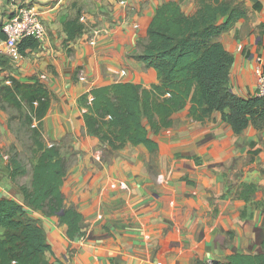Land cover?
Returning <instances> with one entry per match:
<instances>
[{
    "label": "crops",
    "instance_id": "crops-1",
    "mask_svg": "<svg viewBox=\"0 0 264 264\" xmlns=\"http://www.w3.org/2000/svg\"><path fill=\"white\" fill-rule=\"evenodd\" d=\"M169 0H0V24L14 10L34 5L46 27L39 46L10 59L1 75L38 80L50 90L42 138L67 157L61 186L67 205L82 214L83 235L69 238L56 215L28 209L43 226L58 264H202L235 253H259L264 239V126L239 134L215 111L204 122L188 116L152 135L157 149L126 144L112 149L91 135L79 97L115 82L157 83L155 71L136 59L147 42L155 9ZM242 1L247 15L218 37L232 55L228 88L256 95V58L264 57V0ZM193 14L198 0H182ZM80 15L82 33L67 41L63 24ZM222 20V19H221ZM5 56V55H4ZM11 133L0 109V197L23 203L19 186L31 174L9 175ZM253 182L260 205L226 196L227 184ZM251 209L243 218L241 212Z\"/></svg>",
    "mask_w": 264,
    "mask_h": 264
},
{
    "label": "trees",
    "instance_id": "trees-1",
    "mask_svg": "<svg viewBox=\"0 0 264 264\" xmlns=\"http://www.w3.org/2000/svg\"><path fill=\"white\" fill-rule=\"evenodd\" d=\"M182 0L162 2L148 25L147 42L135 58L155 71L158 82L145 88L139 83L115 82L92 88L79 97L85 108L84 124L91 135L112 149L126 144H143L150 151L157 149L152 135L173 124V114L184 109L197 122H204L212 113H221L235 134L249 123L264 126V99L254 95L242 98L228 88L232 55L218 37L247 15L242 1L198 0V8L189 15L181 7ZM222 19V20H221ZM67 41L79 36L84 25L80 15L65 20ZM5 33L0 24V40ZM39 46V40L25 37L19 51L26 55ZM10 58L0 56V100L21 109L26 107V120L31 126L33 161L30 168L16 154L8 162L9 175L31 174L30 185L19 190L23 203L0 197V264H58L45 258L50 245L39 219L28 209L44 215H56L66 226L69 238L83 235L82 214L67 205L61 190L67 171V159L59 147L42 138V118L50 104V90L38 80L21 81L1 72L10 67ZM258 186L253 182L227 184L225 195L260 205L254 200ZM251 209L241 212L243 218ZM202 264H264V239L259 253H235L223 259Z\"/></svg>",
    "mask_w": 264,
    "mask_h": 264
},
{
    "label": "built area",
    "instance_id": "built-area-1",
    "mask_svg": "<svg viewBox=\"0 0 264 264\" xmlns=\"http://www.w3.org/2000/svg\"><path fill=\"white\" fill-rule=\"evenodd\" d=\"M2 29L6 37L0 40V56L5 55L12 60L24 58L18 47L23 38L40 40L46 33L40 12L31 4L16 8L12 16L2 23ZM256 61V95L264 99V57L259 55Z\"/></svg>",
    "mask_w": 264,
    "mask_h": 264
},
{
    "label": "rangeland",
    "instance_id": "rangeland-1",
    "mask_svg": "<svg viewBox=\"0 0 264 264\" xmlns=\"http://www.w3.org/2000/svg\"><path fill=\"white\" fill-rule=\"evenodd\" d=\"M0 109L5 114L8 121V128L11 133L10 155L16 154L18 159L24 163L27 169L33 161L31 126L28 125L26 115L28 110L26 107L21 109L7 105L0 100ZM67 158V157H66Z\"/></svg>",
    "mask_w": 264,
    "mask_h": 264
}]
</instances>
